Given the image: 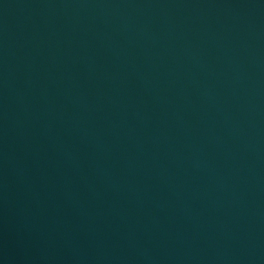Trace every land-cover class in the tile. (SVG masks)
Returning <instances> with one entry per match:
<instances>
[{
    "label": "water",
    "instance_id": "water-1",
    "mask_svg": "<svg viewBox=\"0 0 264 264\" xmlns=\"http://www.w3.org/2000/svg\"><path fill=\"white\" fill-rule=\"evenodd\" d=\"M0 264H264V0H0Z\"/></svg>",
    "mask_w": 264,
    "mask_h": 264
}]
</instances>
